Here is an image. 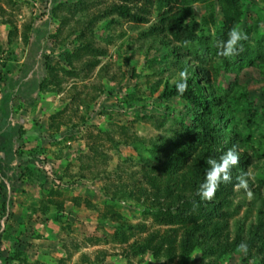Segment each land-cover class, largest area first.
Wrapping results in <instances>:
<instances>
[{"label": "trees", "instance_id": "1", "mask_svg": "<svg viewBox=\"0 0 264 264\" xmlns=\"http://www.w3.org/2000/svg\"><path fill=\"white\" fill-rule=\"evenodd\" d=\"M50 1L53 5L48 18L34 28L35 42L31 43V48L23 56V60L17 63L15 70H3L8 65L9 58L6 57L14 51L15 42H8L4 47L0 40V89L6 87L0 99V222L5 210L8 214L0 227V244L2 239H14L15 242L23 240L22 243L30 244L14 234L15 226L23 220L18 222V217L15 225L8 220L11 219V208L15 201L8 195L6 188L9 187L11 192L15 191L25 182L24 177L31 179L35 176L40 182L39 187L45 191L43 194L49 198V201L41 200V205L37 208L43 223L59 220L64 214L63 200L57 198L62 189L47 185V176L34 165L35 160L41 164L48 160L47 156L43 159L38 156L45 150V146H38L36 138H31L28 132L36 127L26 130L21 121L13 124L9 122L14 105L18 100L33 105L38 100L37 96L45 92L58 94L62 91L61 83L64 81V77L59 75L60 71L83 80L107 54L104 48L95 47L92 38L85 37L83 30H80L77 35L80 43L75 50L60 53L65 65L58 69L52 64L51 56L45 54V50L48 38L53 36L49 33V25L50 19L56 15L59 0ZM194 1L156 0L158 20L140 34L152 38L144 55L146 62L152 68L153 62L165 63L163 68L158 66L151 71L152 76H158L157 81L149 85L145 82L148 86L144 89L139 82L124 88L121 81L126 73L122 72L117 87L102 85L99 89L101 94L112 97L109 104L110 117L122 111H128L130 114L135 107L143 110L149 108L144 97L139 94H152L157 90V98L162 107L154 117L156 127L162 128L167 124L163 133L147 140L134 137L131 141L136 148L139 143L144 146L146 155L141 158L140 175L146 185H139L132 191L124 187L120 192L119 189L114 191L105 213H109L111 219L120 217V213L115 210V204L121 198L132 196L136 204L143 206L144 215L151 214L155 222L170 226L149 232L143 241L130 245L135 253L149 252L151 258H177L180 264H187L191 253L199 251L201 257L213 256L215 260L223 257L231 260L238 255L237 264H248L250 261L254 264H264V0H213L217 15L215 20L211 21L215 27L213 37L205 36L209 20L206 17L197 19L191 6ZM145 2L149 3L150 0ZM255 7L262 15L251 13ZM147 10L145 5L133 7L131 0H120L107 6L103 15H114L116 19L141 23L146 21ZM184 18H188V21H184ZM111 20L113 19L107 23ZM92 21L88 20L87 25ZM11 25L10 22L8 35L16 36V31L12 29L15 26ZM233 26H238L246 32L248 40L242 42L245 49L243 53L232 59H225L217 55V44L227 40ZM25 28L29 29L30 25ZM186 41L189 42L187 46ZM2 57L5 60L1 59ZM83 57L84 61L77 68L71 65L72 60ZM210 57H215L216 61L207 64ZM66 65L71 68L65 69ZM244 66H251L258 72L263 81L258 90H255L253 85L248 87L238 80L237 76ZM36 68H39V76L36 75ZM185 69L189 74L188 90L181 95L176 89V84L180 80V71ZM98 97L100 95L95 93L90 94L87 100H80L84 102L87 111L81 122L86 121L88 110H91ZM169 101L178 102L177 117L170 116L176 112V108L167 105ZM62 112L63 109H56L47 124L46 129L54 135L62 125L58 120ZM68 128L79 130L80 124L72 123ZM28 139L33 141L30 142L34 144L31 147L25 145ZM42 140L44 139L41 138L40 141ZM24 146L25 150L22 149ZM229 148H235L240 157L239 166L231 170L232 182L222 183L212 201L201 200L197 191L208 170L206 159L212 157L219 160ZM53 156L60 158V151L55 152ZM253 159L256 163H252ZM59 161L63 167L54 170L58 179L80 176L78 174L81 172L74 175L69 173L71 161L66 158H60ZM13 166L16 168L11 170ZM248 166H252L255 171L254 187L251 189L252 200L245 208L243 217L234 221V231L231 235L228 218L241 206V203H238L230 207L231 197L236 194V177L246 173ZM80 167L83 168L78 165V169ZM103 190L105 194H109L107 187ZM23 191L22 188L20 192ZM141 196L144 197L143 202H140ZM78 200L73 198L76 205L79 204ZM256 201L259 204L254 208V221L245 226L244 221ZM51 209L54 214L49 216ZM23 210L29 214L35 211V208L23 206ZM105 213L101 212L100 216L103 218ZM123 224L126 227V221ZM115 227L112 239L124 242L126 232L123 226ZM140 228L143 229L144 225ZM146 242L152 244L151 249L146 248ZM242 242L248 245L247 255L237 250V246ZM64 261L60 259L56 264H62ZM0 264L31 263L25 255V248L13 245L10 249L0 251Z\"/></svg>", "mask_w": 264, "mask_h": 264}, {"label": "rangeland", "instance_id": "2", "mask_svg": "<svg viewBox=\"0 0 264 264\" xmlns=\"http://www.w3.org/2000/svg\"><path fill=\"white\" fill-rule=\"evenodd\" d=\"M114 1L120 0H59L56 15L50 19L49 33L53 36L48 38L45 50V54L51 56L50 62L55 64L58 69L65 65L60 53L75 50V47L80 43V40L77 39L80 30L81 32L83 30L85 37L92 38L95 47L104 48L107 54L83 80L65 75L60 71L59 75L64 77V81L61 83V92L58 94L41 92L42 95L37 96L38 100L33 105H27L18 100L9 119L11 124L21 121L26 130L33 126L36 127V129L31 128L28 132L31 138H36L38 146L46 147L38 156L42 159L45 156L48 157L45 165L39 164V161L35 160L36 168L45 171V166H49L48 169L51 167L50 173L55 179L57 176L54 170L63 167L59 159L66 158L72 163L69 170L71 175L81 172L77 178L68 176V179H64V183H68L66 187L57 186L62 189L57 198L63 200L64 214L59 220L45 223L42 222L37 208L40 207L41 200L49 201V198L43 194L45 191L39 187L40 182L35 176H32L31 179L24 177L25 182L13 192L9 190V187L6 188L8 195H11L15 201L11 208V219L8 220L12 221L13 225L18 217H20L18 222L23 220L15 226L14 234L19 235L21 240L25 239L30 244L22 243L23 240L15 242L14 239H2L0 251L10 249L13 245L23 247L31 264H56L60 259L65 260L62 264H180L177 258L173 260L151 258L149 252L135 253L131 249L130 245L143 241L149 232L170 227L155 222L151 214L144 215L143 206L136 204V200L132 196L121 198L115 204V210L120 213V217L111 219L109 213H105L110 196L114 191L119 189L120 192L123 187L132 191L139 185H146L142 182L140 175L141 158L146 155L144 146L139 143L136 148L131 141L134 137L150 139L163 133L167 126L165 124L162 128L156 127L157 122L154 117L158 115V111L162 107L157 98V90L152 94L148 92L139 94L144 97L149 108L143 110L135 107L130 114L128 111H122L120 114L115 113L113 117L109 116L111 111L109 104L112 97L101 94L102 91L99 92L102 85L117 87L121 73L125 72V77L121 81L124 88L139 82L144 89L157 81L158 76H152L151 71L158 66L163 68L165 64L159 61L153 62V69L146 62L144 55L152 38L140 36L142 31L158 20L159 12L156 9V0H150L149 3H146L145 0H131L133 7L147 6L146 21L141 23L116 19L114 15H103L104 9ZM251 1L259 2L260 0ZM52 5L50 0H0V40L4 47L8 42H15L14 51L6 57L9 60L7 59L8 65L5 66L4 71L15 70L17 63L23 60V56L31 48V43L35 42L34 28L48 18ZM191 6L197 19L206 17L209 20L205 28V36L213 37L215 27L212 26L211 21L217 17L213 0H195ZM251 13L262 15L257 7L252 8ZM90 19L93 21L87 25ZM110 19L113 20L107 23ZM7 20L8 22H6ZM185 20L188 21V18H184ZM9 21L15 26L12 29L16 31V36L15 34L8 35ZM27 25H30L29 29L25 28ZM23 35L27 39L25 36L23 39ZM169 37L172 39L171 35ZM161 49L163 51V48ZM84 59V57L74 59L71 65L77 68ZM54 61L57 63H53ZM211 61H216V58H208L207 64ZM70 68V65L65 67V69ZM38 70L39 68L35 70L37 76L40 75ZM231 74L235 76L234 73ZM164 75H166V70ZM237 78L248 87L253 85L255 90H258V87L263 83L258 72L251 66H244ZM5 88L0 89V99L3 97L2 92L4 93L3 89ZM146 89L148 90V88ZM95 93L100 97L96 99L91 110H88L89 116L86 121L81 122L87 111L84 102L80 100L82 98L87 100L90 94ZM167 105L176 108V112L170 116L177 117L179 115L178 102L169 101ZM58 108L63 109L61 116L58 117L62 125L59 132L54 135L46 127L50 116ZM72 123H79V130H69L68 125ZM27 135L29 136L28 133ZM41 138L44 140L40 141ZM26 141L27 147L34 145L30 143L33 142L31 139ZM35 148L40 149L39 147ZM22 149L25 150L26 146ZM57 151H60V158H53V154ZM255 161L253 159L252 163H256ZM78 165H82L83 168L78 169ZM14 168L16 167L13 166L11 170ZM246 173L251 191L255 180L253 177L254 168L248 166ZM47 180V185H51V180ZM104 187H107L109 194H105ZM22 188L24 191L20 192ZM235 191V196L231 197L230 207L238 203H241V206L228 218L231 235L234 231V221L243 217L245 208L252 200V196L249 197L244 189ZM73 198L79 199L78 205L74 203ZM143 198L141 196L140 202H143ZM1 202L0 197V207ZM258 204L257 201L253 204L252 211L244 221L245 226L254 221L256 212L254 208ZM23 206L33 207L35 211L27 214L24 212ZM101 212L105 213L103 218L100 216ZM53 214V209H51L49 216ZM7 215L5 210L2 213V222L7 219ZM124 221H126V227H124ZM142 224L144 225L143 229L140 228ZM115 226H123L122 228L126 232L124 242L112 239ZM26 235L29 236L25 237ZM145 246L147 249L152 248L150 242H146ZM238 258L237 255L231 260L227 257L215 260L213 256L201 257L199 251H194L187 264H237ZM248 264L254 263L250 261Z\"/></svg>", "mask_w": 264, "mask_h": 264}, {"label": "clouds", "instance_id": "3", "mask_svg": "<svg viewBox=\"0 0 264 264\" xmlns=\"http://www.w3.org/2000/svg\"><path fill=\"white\" fill-rule=\"evenodd\" d=\"M248 40V34L241 30L238 26H233L228 33V38L226 41H219L217 44L218 53L220 57L225 59H232L239 56L244 52L243 41ZM189 42H185L187 46ZM180 80L176 84V89L178 93L183 95L188 90V79L189 74L187 70H182L179 73ZM205 163L208 165V170L205 173L204 181L200 184L197 191V195L200 196L203 201H212L215 197L217 190L222 183L227 184L232 182L231 170L234 167L239 166L240 157L235 148H229L219 160L209 157L206 159ZM247 173H242L236 177L237 183L235 185L236 189H244L249 197L252 196L249 190L248 180L246 179ZM198 207V205H195ZM239 252L247 255L248 245L247 243H240L237 246Z\"/></svg>", "mask_w": 264, "mask_h": 264}, {"label": "built area", "instance_id": "4", "mask_svg": "<svg viewBox=\"0 0 264 264\" xmlns=\"http://www.w3.org/2000/svg\"><path fill=\"white\" fill-rule=\"evenodd\" d=\"M36 161H38V160H36ZM45 164L46 163H44L43 165H45ZM48 167L45 166V171H42V172H43V174L45 176H47V179L51 180V185L60 186V187H66L68 185V183H64L65 182L64 180H61V179H58V178H55V179L52 178L53 175L50 173L52 168L50 167V169H48ZM0 227H2V221L0 222Z\"/></svg>", "mask_w": 264, "mask_h": 264}, {"label": "crops", "instance_id": "5", "mask_svg": "<svg viewBox=\"0 0 264 264\" xmlns=\"http://www.w3.org/2000/svg\"><path fill=\"white\" fill-rule=\"evenodd\" d=\"M29 129V128H28Z\"/></svg>", "mask_w": 264, "mask_h": 264}]
</instances>
